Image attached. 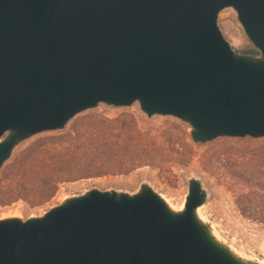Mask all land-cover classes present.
<instances>
[{
  "label": "water",
  "instance_id": "1",
  "mask_svg": "<svg viewBox=\"0 0 264 264\" xmlns=\"http://www.w3.org/2000/svg\"><path fill=\"white\" fill-rule=\"evenodd\" d=\"M226 8L255 58L225 36ZM135 103L187 122L195 142L264 138V0H0V173L32 136ZM207 199L198 178L183 211L147 183L92 188L0 219V264H261L217 238L198 213Z\"/></svg>",
  "mask_w": 264,
  "mask_h": 264
},
{
  "label": "rangeland",
  "instance_id": "2",
  "mask_svg": "<svg viewBox=\"0 0 264 264\" xmlns=\"http://www.w3.org/2000/svg\"><path fill=\"white\" fill-rule=\"evenodd\" d=\"M220 26L234 49L244 55L259 51L246 35L237 12L226 8ZM96 118L125 126L143 142L155 148L151 165L131 174L108 175L62 184L47 204L32 206L24 199L0 206V219L26 220L43 215L53 206L92 188L136 193L142 184H150L172 205H185L190 180L198 178L207 190V202L199 213L213 232L236 254L264 264V138L219 137L207 143L195 142L191 126L174 116L149 117L138 103L129 107L100 104L75 117L64 130L44 132L21 142L1 173L37 142L72 131L83 119Z\"/></svg>",
  "mask_w": 264,
  "mask_h": 264
},
{
  "label": "trees",
  "instance_id": "3",
  "mask_svg": "<svg viewBox=\"0 0 264 264\" xmlns=\"http://www.w3.org/2000/svg\"><path fill=\"white\" fill-rule=\"evenodd\" d=\"M154 148L125 126L83 119L71 132L37 142L7 166L0 178V206L19 199L45 205L62 184L131 174L151 165Z\"/></svg>",
  "mask_w": 264,
  "mask_h": 264
},
{
  "label": "bare ground",
  "instance_id": "4",
  "mask_svg": "<svg viewBox=\"0 0 264 264\" xmlns=\"http://www.w3.org/2000/svg\"><path fill=\"white\" fill-rule=\"evenodd\" d=\"M168 201V200H167ZM169 202V201H168ZM169 204H170V206H171V208L173 209V210H175V211H183L184 210V208H185V205L183 204V205H181V207L179 206V207H176V205H177V203H176V205L174 206V205H172L170 202H169ZM200 210V209H199ZM198 213H199V211H198ZM205 220V219H204Z\"/></svg>",
  "mask_w": 264,
  "mask_h": 264
},
{
  "label": "flooded vegetation",
  "instance_id": "5",
  "mask_svg": "<svg viewBox=\"0 0 264 264\" xmlns=\"http://www.w3.org/2000/svg\"><path fill=\"white\" fill-rule=\"evenodd\" d=\"M256 56H257V55H255V56L253 55L252 57H254V58H255Z\"/></svg>",
  "mask_w": 264,
  "mask_h": 264
}]
</instances>
